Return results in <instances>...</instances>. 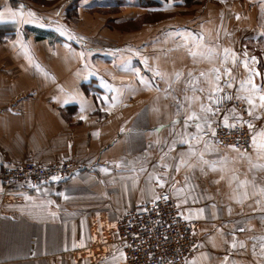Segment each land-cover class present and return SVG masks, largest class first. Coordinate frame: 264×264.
<instances>
[{
  "label": "crops",
  "instance_id": "obj_1",
  "mask_svg": "<svg viewBox=\"0 0 264 264\" xmlns=\"http://www.w3.org/2000/svg\"><path fill=\"white\" fill-rule=\"evenodd\" d=\"M195 1L202 13L186 19L176 14L188 10L182 0H0V172L22 160L66 159L76 167L69 179L29 192L4 190L0 183V264H125L117 218L163 191L197 237L185 264L219 263L225 245L220 234L264 232L258 194L264 170H250L244 152L205 137L191 141L188 154L189 144L179 143L186 137L174 134L185 131L186 112L177 113L176 101L193 96L190 81L208 88L199 74L220 67L224 49L231 50L226 66L235 77L226 90L247 95L240 91L248 77L245 60L260 73L253 82L264 89V0ZM98 11L108 12L111 25L104 23L100 36L65 21L67 12L66 18L78 16L95 29ZM143 13L155 17L144 20ZM163 14L169 18L158 19ZM229 17L250 36H230L228 28L226 36L216 27ZM233 108L222 109L212 125L222 124L224 114L238 123ZM246 154L252 163H264L253 146ZM182 159L191 166L181 165ZM233 175L255 178L257 189L239 187ZM244 245L234 264H252L253 243Z\"/></svg>",
  "mask_w": 264,
  "mask_h": 264
},
{
  "label": "built area",
  "instance_id": "obj_2",
  "mask_svg": "<svg viewBox=\"0 0 264 264\" xmlns=\"http://www.w3.org/2000/svg\"><path fill=\"white\" fill-rule=\"evenodd\" d=\"M226 94L232 95L225 90L214 99ZM229 106L236 108L242 118L246 117V106L240 101L223 100L219 105L220 110ZM213 129L215 135L209 132L203 137L220 147L244 153L251 151L252 139L245 124L236 123V127L216 125ZM75 171L74 164L66 159L49 163L25 160L4 166L0 183L4 190L16 188L29 192L49 183L63 182ZM164 196L168 199H163ZM115 235L122 246L125 264H185L198 242L193 226L183 217L170 193L164 191L152 201L121 214L115 223Z\"/></svg>",
  "mask_w": 264,
  "mask_h": 264
},
{
  "label": "snow or ice",
  "instance_id": "obj_3",
  "mask_svg": "<svg viewBox=\"0 0 264 264\" xmlns=\"http://www.w3.org/2000/svg\"><path fill=\"white\" fill-rule=\"evenodd\" d=\"M13 20H15L16 16L18 15L17 12L10 13ZM29 16L32 15V13H28ZM3 19V13H0V21ZM199 40H203V37H199ZM202 44H197V47H202ZM231 50L224 49V57L223 60L220 61V67H213L210 69L209 73L201 72L199 75L200 77H203V83L208 85V88L205 89L204 87H197L195 80L190 81L191 84V91L193 92V96L184 97V102H181L180 100H177V113L179 114V110L181 108L185 109V118H184V132L174 133L175 135H180L182 137H186L185 139H181L179 143L182 144H189V153L193 154V146L191 144V141H196L199 143L201 140H203V135L208 134L209 132L212 135H215V131L212 128V118L220 113V107L219 105L223 102V100H244L246 101L247 105L249 106L247 109V114L250 117H254V119H261L262 117L256 113L257 109L264 110V89H262L260 86H258L256 83L253 82V76H259L260 73L256 72L254 69L248 68V61H244V67L248 70V77L244 81L240 83V91L246 92L247 95H235L233 97L232 95H224L223 97L215 98L217 94L225 92L226 89H232L233 83L232 81L235 79L233 76V69L226 66V62L229 58V52ZM246 55V54H245ZM192 56L196 57L197 53L192 52ZM251 60L255 62L256 58L252 57ZM232 63L235 66L236 64V57L235 54H232ZM157 75H160V73H157ZM180 73H177V79L180 77ZM188 75L191 77L192 73H188ZM205 93L203 97L196 95V93ZM204 101H207L205 103ZM198 108V110H196ZM232 114V118L237 120L241 123H247V127L252 130L254 133L252 135V146L256 152V159L257 160H264V128L260 129L259 131L256 130V127L251 122H244L242 121V118L236 114V110L233 108L230 110ZM230 116L229 114L223 115V123L225 127H236V124H230L229 123ZM173 124L176 123V121H172ZM194 127L196 129V133H188L187 128ZM123 131V129H121ZM177 143V141H173V144ZM206 144V142H205ZM167 155V153L165 154ZM184 155V154H182ZM241 157H246L249 159L250 163V170L252 169H262L264 170V163L256 164L251 162V157H247L246 153H240ZM206 163V162H205ZM181 165H189V161L187 159L181 160ZM180 165H177V170H179ZM223 178V177H222ZM55 179V178H53ZM232 180L236 181L237 185L241 188H246L249 184H251L252 188L255 190L257 189V182L255 178L244 179L240 180L236 175H233ZM157 182L160 187H163V183H160L159 178H157ZM180 191V190H178ZM257 194L256 191L253 192V195L255 196ZM258 194L260 197L264 198V187L258 188ZM247 192L244 193L245 198H247ZM159 199V197H157ZM163 199L167 200L168 197L164 196ZM239 202V201H238ZM261 201L257 200V203L259 204ZM264 210V209H262ZM240 231H244V229H239ZM237 243H239V247L243 248L245 247L243 242H237L233 241L232 247L236 248ZM256 245H253L254 249V255L255 253ZM259 249L260 253L259 255L264 258V237L260 238L259 243ZM225 262L228 260V257L226 256L224 258Z\"/></svg>",
  "mask_w": 264,
  "mask_h": 264
},
{
  "label": "rangeland",
  "instance_id": "obj_4",
  "mask_svg": "<svg viewBox=\"0 0 264 264\" xmlns=\"http://www.w3.org/2000/svg\"><path fill=\"white\" fill-rule=\"evenodd\" d=\"M197 3L198 2H194V3L188 4V6H189L188 7V10L185 11V12H182L181 13L180 10L179 11L176 10L177 11L176 14L177 15L179 14V16H181V14H182V17H186V19L187 18H190L191 19L192 17H194V15H198V13L200 12L199 6L196 7ZM192 5H194V6L192 7ZM67 12H66V17L68 15ZM217 12L218 13H221V15L224 14L223 16H225L226 14L229 13V10H221V11L218 10ZM90 13L92 14V12H90ZM107 13L108 12L104 13V11H98V12L95 13L96 14V18H97V19L96 18L94 19V22H96L95 23V26H94L95 29L92 28V25H89L88 28H86V25L80 23V21L78 19V16H71V15H69L68 18L69 17L70 18L68 19V18L65 17V21L67 23L69 22L74 29L76 28V30H78L80 32L82 31L85 34L88 33L91 36H100V34L102 33V30L104 29L103 26H106V27L111 26V25H108V14ZM201 13H199V14H201ZM158 16H159L158 19H161V18H163V19L169 18V17H166L165 18V14L158 15ZM153 17H155V16H150V15H147V14H144V13L142 15V19H144V20L145 19H150V18H153ZM104 19H106L107 21L104 22ZM164 21H166V20H164ZM223 22H225V23L222 24ZM223 22L221 24L218 23V25L216 27L217 28L219 27L223 32H226L227 33L226 36H228L227 28H228V31L229 32H231L232 34H234V35H230V36H250V34H251L250 31H249V29H247V27L245 25H241L240 23L231 22L230 17L227 18V20L224 19ZM147 23H151V22H147ZM163 24H165V23H163ZM69 25L67 24V26H66V29H68V30L70 28ZM148 31H149V29H148ZM217 35H218V32H217ZM209 36H210V33H209ZM0 37H3V36H0ZM246 109H248V108H246ZM263 112L264 111L262 109H257L256 110V113L258 115H260V116H261V114ZM251 120L252 119H248V114L247 113H246V117L245 118H242V121H244V122H251V123H253L255 125V127H256V130L259 131L258 125L264 123V117H262L261 119H255L253 121H251ZM238 123H241V122H238ZM243 124H245L247 126V123H243ZM216 125L224 126L223 123L222 124H214V125H212V128L215 127ZM248 130H249V133H250V135L252 137V135L254 133L249 128H248ZM22 161H25V160H22ZM262 231L259 232V233H256V232H254V233H247L246 232L245 233V232H242L241 231V233L229 232L228 234H220L218 240H222V237H223V240H225V245H224V249H223L222 259H221V261L219 263L217 261V264H234V261H235V257L234 256L237 253V251L239 252V243H237V247L236 248H233L232 247V243H233L234 240L237 241V242H243L244 244L248 240V242H252L253 245H256V248H255V253L256 254L255 255H254V249L253 248L252 249L249 248V254L248 255H249V259H251V260H249L247 257H245V258L248 259L249 261H251L252 264H264V258H262L259 255V253H260V249H259L260 238L261 237H264V232H262ZM207 235H209V234H206V233L205 234H200V236H198L199 241H200V239H202L203 237H206ZM251 240H253V241H251ZM242 253L244 255V252H242ZM226 256L228 257V260L225 262L224 258ZM124 258H125V256H124Z\"/></svg>",
  "mask_w": 264,
  "mask_h": 264
},
{
  "label": "trees",
  "instance_id": "obj_5",
  "mask_svg": "<svg viewBox=\"0 0 264 264\" xmlns=\"http://www.w3.org/2000/svg\"><path fill=\"white\" fill-rule=\"evenodd\" d=\"M182 1H184V3H186V4H190V3L196 2L195 0H182Z\"/></svg>",
  "mask_w": 264,
  "mask_h": 264
}]
</instances>
